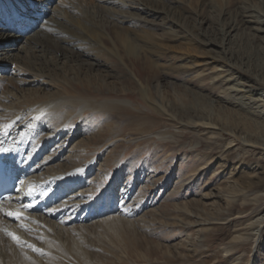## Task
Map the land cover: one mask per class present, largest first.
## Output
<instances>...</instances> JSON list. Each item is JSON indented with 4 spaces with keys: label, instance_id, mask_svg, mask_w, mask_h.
I'll return each instance as SVG.
<instances>
[{
    "label": "rangeland",
    "instance_id": "obj_1",
    "mask_svg": "<svg viewBox=\"0 0 264 264\" xmlns=\"http://www.w3.org/2000/svg\"><path fill=\"white\" fill-rule=\"evenodd\" d=\"M154 1L160 12L123 21L107 12H136L123 5L130 0H0V22L20 11L46 13L23 31L26 19L0 32V40L17 41L11 50L0 41V114L19 105L21 120L39 97L55 102L74 92L67 79L92 61L77 53L87 43L69 37V30L85 35L79 25L98 33L97 51L99 43L118 44L120 33L143 56L97 67L111 85L84 97L112 108L77 110L56 128L46 117L27 145L33 158L40 151L34 175L51 174L48 181L76 159L93 165L78 185H45L52 195L66 190L42 211L63 200L84 205L46 217L54 241L40 244L49 252L26 248L38 264H246L250 249V264H264V129L244 121L246 111L264 110L252 97L264 91V0Z\"/></svg>",
    "mask_w": 264,
    "mask_h": 264
},
{
    "label": "bare ground",
    "instance_id": "obj_2",
    "mask_svg": "<svg viewBox=\"0 0 264 264\" xmlns=\"http://www.w3.org/2000/svg\"><path fill=\"white\" fill-rule=\"evenodd\" d=\"M130 2L131 3L129 4H123V5L124 6L129 5L130 8L137 7L134 8L135 10H137L136 12H133L131 10H126L125 8L124 9L121 8L119 12L115 10L114 13H111L110 10H108L109 12L107 13H110L111 14L110 17H112L113 19L116 18L117 20L120 19L123 21H127L130 20V18H135L136 16L141 14V12L142 13L147 12L153 16V13H151V11L152 12L161 11L160 9L161 6L158 7L159 4L161 3L156 2L154 0L151 1L130 0ZM45 14L46 13H44L40 9L34 10L31 16L29 15L25 16V13L21 11L16 12L15 15L1 20L2 22H0V29H1L0 32H3L2 30H6V28L8 27L14 26V24L11 23L10 20L17 23L22 19H26L24 27L21 28V31H23L24 28L32 27L33 24H35V21L36 23H38L40 20H42ZM113 15H116V17H114ZM87 28L88 27L86 26L79 25V29L82 32H84L85 35L84 34L79 35L76 32H72V30H69L68 32L69 37L75 39L76 41L82 42L83 44H85V42L87 43L85 47L88 48V50H80L77 53H80L79 55L81 56L87 54L89 58L92 59V61L90 60L89 62H86V64H89L88 72L83 71L84 68H86L88 65L78 63L77 68L74 69L76 71L73 72L74 73V76H72L73 78L69 77L67 79L66 82L69 83V85L71 83H75L74 86L75 88L73 89L74 90L73 93L64 91V93L66 94L65 96L60 97L55 95L56 97H59V100L57 99V101L54 102L53 101L54 99H51V100H46L44 103H42L43 100L38 96L39 98L37 101H41L38 104L39 108H37L36 111L35 110L31 111L29 114L26 115L25 118L21 120L20 117L18 118L15 115V113H17L16 110L20 109L19 105L17 107L12 106L13 108H15V110L10 113L3 112L0 114L1 119L6 117L8 118V120L4 123H1L2 121L0 120V149H3L4 147L8 146L9 150L11 151L15 150L17 152L16 165H17L18 175L20 178V182L18 183L16 193L12 197L4 200L2 204H0V249H2V253H4L2 254V256L0 254V264H38L36 263L33 257L34 255L33 252L27 253L26 248L33 249L37 253L49 252L48 248L46 249L44 248L46 247L45 243H43L42 245L40 244V241L43 240H45L46 242L49 240L54 241V238L50 237L51 235L49 233L50 227L48 226L49 221H47L46 217L57 216L59 215L60 212L66 210L67 207H70L72 205L75 206V204H77V202L71 203L70 201H67V203H63L64 202L63 200V202L58 204V206L55 205V207L51 209L42 211L44 208H48V206L54 202L55 197L58 199L62 197L64 191L66 190L64 189L60 193L57 190L55 191L54 195H52L51 193H49L50 191H46L47 188L45 185L48 184L51 187L53 185L56 186L57 184H65L66 188L68 187L67 185L70 183H71L70 186L78 185L82 183L81 176H83L84 173L89 172L91 166H93L91 165L90 167L83 168L82 163L81 162L78 163L79 160L76 159L75 160L76 162H74L73 164L71 163L72 165L71 167H69V169L72 168L71 171L66 172L65 174H61L62 172H59L58 174L55 173L53 174L52 180L48 181V177L51 174L46 175L45 172L42 175L39 174L34 175L32 161L36 156L38 157V155H40V151L39 152L36 151L37 153L33 158L34 149H32L31 146V151H28L27 145H29V143L33 140L34 136L37 135V132H39L41 129L47 126V124L41 123V120H44V118L47 117V122L50 123L51 126L53 125L56 128V127H60L61 125L63 126V124L67 123L68 120L71 118V116H73V114L77 110H79L81 113L83 110L87 108L94 111L104 108H112L114 104H110L105 100L104 102L101 101L100 104H95L89 99L84 97L86 96V94L91 95L98 92H105L102 90H105L106 86L111 85L110 82H105L104 79H106L107 76L105 75V73H103L104 71H101L97 67H101L105 65L107 66L108 64L109 67L110 65L111 67L112 65L126 67V59H130V60L135 59V61H137V58L143 57L140 52L141 51L140 45L138 43H134L130 41L126 36L120 35V33H117V42L120 39L118 44L114 43L107 46L106 44L99 43L100 46H98V51L95 50L94 45L96 40H94V38L95 36H97L96 34L98 33L96 31H93V28L91 27V32H90L91 34H89ZM257 28L263 31V29L260 26H258ZM97 30H99V28H97ZM55 31H57V29L56 30L53 29L52 32L55 33ZM15 36H20V35L18 34ZM2 37H5V35ZM82 37L85 38L86 40H84ZM65 40L69 41L68 44L72 43V41L69 39H65ZM0 41L1 42L8 41L12 45L9 46V50L15 49L14 44L17 42L16 41L15 43H13L9 41V37L7 38V36L4 39H1ZM74 45L77 46V44ZM103 59H105V61ZM95 68H97V70L100 71H97V73H92L93 72L92 70ZM103 77L105 78L103 79ZM96 80L100 81L101 83L98 85L96 83ZM61 93L63 94V92ZM252 97L253 100L255 101V104H257L258 102L262 104L261 106L264 105V91L259 94H253ZM36 98L37 97H35V99ZM30 102L34 103L35 101H30ZM3 106L5 107V105ZM3 106L2 105L0 106V110L3 108ZM31 108L33 109V107ZM79 111H77V113ZM67 112H69V114ZM245 113H246L244 117L245 125L254 128L262 127L264 129V110L261 113H256V112L254 113L250 110L248 112L246 111ZM13 123H14V128L12 129L11 126ZM209 126L215 127V125L213 124H209ZM18 129H20V131H18ZM23 135L25 136L24 139H22ZM53 136L54 134L51 135V137ZM41 150L43 151V149ZM46 161H48V158L45 159L43 162H41L42 163L41 166H45V164L47 163ZM43 176L47 180H44ZM262 179L263 180L260 181L263 183L264 177ZM41 184H43L42 188H41ZM33 187H35L34 190ZM79 194L80 195L82 194L81 191L78 193L77 196H79ZM26 205H31V207H26ZM77 205H79L78 207H83L84 202L79 203L78 201ZM10 211L20 212L22 213V217L20 219H17L14 216H10L7 214ZM113 211H115L114 206L108 207L107 209H102L101 211H95L94 215L95 217L96 216L99 217V215L108 214L109 212L111 213ZM261 218L263 220L262 223L264 224V216H262ZM72 220L73 217H66L65 219V221L68 222ZM31 224H33L34 226ZM37 224L41 226L40 230L43 232H40V230L36 229L35 225ZM9 233L15 234V236L19 237V239L18 240L14 239L13 236L10 235ZM30 237H34L35 239L33 238V240L37 242L33 246L29 245L30 244L29 242L27 243V239ZM257 240L258 238L256 237L254 242L256 243ZM55 244L58 245L57 243ZM7 250H9V253H7ZM253 251H254L253 249H250L248 251L249 253L248 257L245 258L243 262H245L246 264L251 263ZM26 261H30V262L28 263Z\"/></svg>",
    "mask_w": 264,
    "mask_h": 264
},
{
    "label": "snow or ice",
    "instance_id": "obj_3",
    "mask_svg": "<svg viewBox=\"0 0 264 264\" xmlns=\"http://www.w3.org/2000/svg\"><path fill=\"white\" fill-rule=\"evenodd\" d=\"M26 207H31V205H26ZM7 214L10 216H14L17 219H20L22 217V213H20V212H11L10 211ZM9 234L12 235L14 239H17V240L19 239V237H16L15 234H12V233H9Z\"/></svg>",
    "mask_w": 264,
    "mask_h": 264
}]
</instances>
